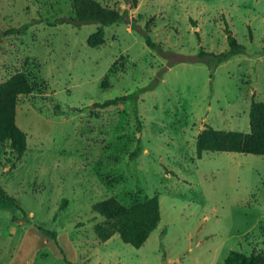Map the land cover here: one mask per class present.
<instances>
[{
	"label": "rangeland",
	"instance_id": "obj_1",
	"mask_svg": "<svg viewBox=\"0 0 264 264\" xmlns=\"http://www.w3.org/2000/svg\"><path fill=\"white\" fill-rule=\"evenodd\" d=\"M96 1L129 21L75 25L72 0H0V83L23 72L33 85L15 108L24 153L0 143V187L20 206L0 205V264L264 254V155L195 146L205 126L249 132L250 102L264 101V0ZM227 29L243 51L211 68L198 54L226 51ZM153 195L160 220L140 247L99 240L96 202Z\"/></svg>",
	"mask_w": 264,
	"mask_h": 264
},
{
	"label": "trees",
	"instance_id": "obj_2",
	"mask_svg": "<svg viewBox=\"0 0 264 264\" xmlns=\"http://www.w3.org/2000/svg\"><path fill=\"white\" fill-rule=\"evenodd\" d=\"M73 16L66 21L79 25L87 22H96L101 26H108L121 21H129L127 10L118 12L101 5L96 0H72ZM228 49L218 54L199 52L198 58L208 66L227 60L229 57L243 51L227 29ZM102 35L94 33L87 42L94 46L102 42ZM146 44L156 45L149 35H144ZM33 85L29 77L23 72H16L0 83V143L7 142L10 151L17 157L21 156L26 148V133L15 123V108L19 95L28 94ZM132 95H122L102 103L103 107L123 103ZM135 100V97H133ZM249 132L234 130H219L205 126L196 136V155L201 157L205 151L238 152L264 155V101L252 100L249 106ZM138 151L131 153L137 156ZM64 200L61 206L66 205ZM0 205L20 209L14 196L9 195L0 187ZM94 210L103 217L96 227V234L100 241L109 239L117 233L120 239L134 247H140L148 235L157 227L160 220L159 201L156 195L136 198L130 205H124L113 197L100 200L93 205ZM58 245L56 236L51 234ZM62 252V250H61ZM67 264H73L64 256ZM225 264H264V254L251 252L245 254L237 250H230L225 258Z\"/></svg>",
	"mask_w": 264,
	"mask_h": 264
}]
</instances>
